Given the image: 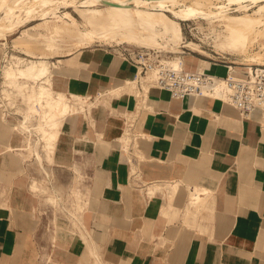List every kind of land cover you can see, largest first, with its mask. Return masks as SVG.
Instances as JSON below:
<instances>
[{
  "label": "crops",
  "instance_id": "0c3cea01",
  "mask_svg": "<svg viewBox=\"0 0 264 264\" xmlns=\"http://www.w3.org/2000/svg\"><path fill=\"white\" fill-rule=\"evenodd\" d=\"M182 59L187 72H247ZM131 60L88 47L52 76L56 92L87 102L66 118L54 152H42L54 163L35 152L28 163L15 133L0 141V264H264V113L244 117L207 95L145 87ZM48 169L83 178L81 233L69 204L54 240L43 225L44 199L32 186ZM194 193L205 201L193 204Z\"/></svg>",
  "mask_w": 264,
  "mask_h": 264
},
{
  "label": "bare ground",
  "instance_id": "6f19581e",
  "mask_svg": "<svg viewBox=\"0 0 264 264\" xmlns=\"http://www.w3.org/2000/svg\"><path fill=\"white\" fill-rule=\"evenodd\" d=\"M32 1L30 0V2ZM247 1L256 5L245 4ZM259 1L262 3L258 4ZM30 2L0 0V34L5 36L8 29L37 20L38 17L48 23L50 22L48 19L55 16L57 24H54L49 33L43 36L42 41H39L38 35H26L27 42L35 44L41 42L49 50L54 49V35L62 33L72 35L79 46L85 47H89L97 41L106 43L116 41L148 49H169L172 51L184 43L181 23L195 21L200 17L209 20V22H222L225 31L222 34L223 39L217 43V46L230 54L246 53L250 49V45L264 35V0H83L79 4L77 0H34L32 3ZM234 4L238 5L237 9L243 12L249 11L253 7L257 8L253 14L251 13L252 15H249L250 13L230 15L229 9ZM59 5L74 7L79 12L80 19H83L84 28L79 27V20L77 21L70 12L56 15ZM98 5H104L105 8H98ZM166 12H170L172 16ZM23 15L25 16L23 17ZM22 38V36H18L16 39L21 40ZM189 44L185 47H190ZM28 55L32 58H18L16 62H10L4 66L2 75L4 74L7 85L0 90V104L4 105V98L9 95L12 86L21 87L24 85L29 89L24 88V90H28L29 95L30 90L35 89L36 98L24 97L25 107L31 110L33 115L25 114L22 117L20 128L36 137V147L42 146L41 150L35 151L36 160L42 164L44 160L42 152L46 153L48 157L54 152L66 118L72 113L83 111L86 101L82 97H74L71 100L65 93L56 92L51 81L50 63L43 56L33 57V53ZM258 57L260 56L258 55ZM162 69L184 70V61L178 57L169 65L163 64V68H151L148 82L157 80ZM199 72L204 73L202 70ZM18 77L27 79V82L19 84ZM137 84L138 78L132 80L129 86L136 87ZM23 92L25 93V91ZM111 93L114 94L115 91ZM200 93L212 97L208 92ZM34 118H37L40 124H36L38 126L32 128L28 123L29 119ZM17 126H15V130H18L19 126ZM45 176L48 177L49 173L45 172ZM36 183H33L32 186L34 190L37 188ZM173 189L177 191L178 185H175ZM192 197L195 205L205 201V198H200L198 193H194Z\"/></svg>",
  "mask_w": 264,
  "mask_h": 264
},
{
  "label": "rangeland",
  "instance_id": "374dc122",
  "mask_svg": "<svg viewBox=\"0 0 264 264\" xmlns=\"http://www.w3.org/2000/svg\"><path fill=\"white\" fill-rule=\"evenodd\" d=\"M30 0H26L28 3ZM32 1V0H31ZM83 0H77L78 4ZM34 2V0L32 1ZM30 2V3H32ZM251 4V6L256 5L251 3V1H247L245 4ZM262 3L261 1L258 2ZM257 4V5H258ZM98 8L104 9V5H98ZM238 5H233L229 9L230 15H243L249 14L252 15L253 11L256 10L257 7L251 8L249 11H241L238 10ZM217 11V10H214ZM241 11V12H240ZM70 12L72 16H74L80 28H84L83 19H80V14L75 10L74 7H68L64 5H59L56 11V15H64L65 13ZM170 16L172 14L170 12H166ZM252 13V14H251ZM25 15H23L24 17ZM55 17V16H54ZM53 16L48 20L50 22L46 23L45 20H41L39 17L37 20L28 21L19 26L10 28L7 30V33L2 35L0 34V43L3 47V61L0 70V90L7 85L4 74L2 75V71L5 65L10 62H16L18 58H32L28 54L33 53V57H41L43 56L50 63V68L52 71V76L56 75L59 72L62 63L65 59L68 58L70 54L76 53L84 48H88L85 46H79L76 39L72 35L67 34H58L54 35V49H47L41 42L40 43H29L26 41V35H38L39 41L43 40V36L47 35L54 24H57V18ZM81 20V21H80ZM182 29L184 34V43H181L179 47L174 50L169 49H148L145 47H139L135 45H129L126 43H117L116 41L111 43L106 42H94L89 45L90 48L101 47V48H109L111 50H120L125 56L132 58V62H139V66L143 69L140 70L141 80L145 87H157L155 81L148 82V78L150 75L151 68L163 67L164 65H169L171 61L176 60V58L180 57L182 59L185 55H193L196 58L206 60L209 62L224 64L229 66V70H236L239 72H245L248 68L255 67H263L264 68V35L259 37V40L249 47L246 53L240 55L230 54L229 52L219 48L217 43L222 40V34H224L225 27L222 22H209V20L200 17L195 21L182 22ZM42 33V34H41ZM2 36V37H1ZM4 36V37H3ZM18 36H22L21 40H17ZM66 37V38H65ZM42 38V39H41ZM16 39V40H15ZM261 41V42H259ZM75 42V43H74ZM190 44H189V43ZM257 43V44H256ZM42 44V45H41ZM189 44L190 47H185V45ZM261 44H263L261 46ZM79 46V48H78ZM45 47V48H44ZM257 47V48H256ZM262 50V51H261ZM29 52V53H28ZM26 53V55H25ZM246 54V55H245ZM258 55L260 57H258ZM250 56V57H249ZM254 56V57H253ZM248 57V58H247ZM261 58V59H260ZM260 59V60H259ZM171 68V67H170ZM150 72V73H149ZM51 76V77H52ZM19 84H25L27 79L18 77ZM25 80V81H24ZM145 82V83H144ZM148 83V84H147ZM151 83V84H149ZM25 86L14 87L12 86L9 95L4 98V105L0 104V141L8 138L10 134H17L21 139V145L19 147L24 148L23 159H26L28 163H34L33 161V153L35 151L41 150V145L38 147L35 146V136L29 135V133L23 131L20 128V123L22 121V117L25 114L33 115V112L27 107H25L24 97H28V99H34L37 96L35 89L30 90V95L28 90H24ZM25 91V93L23 92ZM28 93V94H26ZM205 96V93H200ZM35 95V96H34ZM10 96V97H9ZM73 100L72 98H70ZM8 101V102H7ZM86 101V100H85ZM87 104V102H86ZM8 105V106H7ZM3 106V107H2ZM6 107V108H5ZM18 110V111H17ZM31 121V122H30ZM31 123V124H30ZM18 125V130H13L11 128L12 125ZM36 124H40L37 118L29 119L28 125L32 128L34 126H38ZM14 131V132H13ZM38 137H40L38 135ZM44 163L52 164L54 161L49 160V158L44 157ZM30 161V162H29ZM49 176L46 177L44 170L40 171L37 174L38 182L37 190L40 195L44 199V207L41 210V214L43 217V225L47 227L49 230H52V239L54 240V227L55 230L60 231L62 227L61 218H67V208L69 204V218L70 223L73 224V233H81L83 227V188L82 182L83 178L80 175L74 176V179L71 178L70 173L67 174L66 171L62 170H49ZM27 175H31L27 173ZM69 176V178H68ZM34 178V177H33ZM68 178V179H67ZM74 180V184H73ZM69 184V186H67ZM61 221V222H60ZM58 233V232H56ZM89 237V238H88ZM82 239L86 242L90 240V243H93L94 237L90 234L82 237ZM88 239V240H87ZM91 246L87 244V248ZM89 258L95 260V254L90 249L88 250ZM88 257V256H87ZM97 260L99 259L96 258ZM97 264V263H96Z\"/></svg>",
  "mask_w": 264,
  "mask_h": 264
},
{
  "label": "built area",
  "instance_id": "2783aa9c",
  "mask_svg": "<svg viewBox=\"0 0 264 264\" xmlns=\"http://www.w3.org/2000/svg\"><path fill=\"white\" fill-rule=\"evenodd\" d=\"M160 73L156 86L168 91L173 98L184 99L208 92L212 96L210 98L233 106L244 117L258 110L264 113L263 67L248 68L243 76L228 74L223 78L175 69H162Z\"/></svg>",
  "mask_w": 264,
  "mask_h": 264
}]
</instances>
